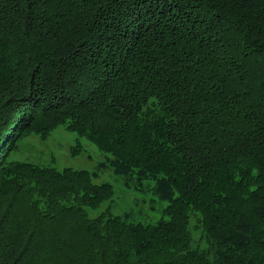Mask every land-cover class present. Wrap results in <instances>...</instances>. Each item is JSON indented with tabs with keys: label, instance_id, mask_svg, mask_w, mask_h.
Here are the masks:
<instances>
[{
	"label": "trees",
	"instance_id": "obj_1",
	"mask_svg": "<svg viewBox=\"0 0 264 264\" xmlns=\"http://www.w3.org/2000/svg\"><path fill=\"white\" fill-rule=\"evenodd\" d=\"M59 126L164 216H92L110 182L10 158ZM0 264H264V0H0Z\"/></svg>",
	"mask_w": 264,
	"mask_h": 264
},
{
	"label": "rangeland",
	"instance_id": "obj_2",
	"mask_svg": "<svg viewBox=\"0 0 264 264\" xmlns=\"http://www.w3.org/2000/svg\"><path fill=\"white\" fill-rule=\"evenodd\" d=\"M78 142L81 146L75 152ZM10 158L50 165L58 169H88L94 173L95 182H110L115 190L112 201H105L96 210L91 209L92 216L109 206L112 213L127 215L130 221L155 223L164 216V208L169 203L159 196L155 180L139 181L136 174L117 173L110 163L111 154L101 151L92 141L65 126L57 127L46 138L36 133L24 135ZM200 217L198 212L191 214L190 229L194 241L205 247Z\"/></svg>",
	"mask_w": 264,
	"mask_h": 264
}]
</instances>
